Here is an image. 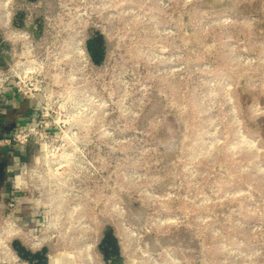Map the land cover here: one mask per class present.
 Listing matches in <instances>:
<instances>
[{"label":"rangeland","instance_id":"374dc122","mask_svg":"<svg viewBox=\"0 0 264 264\" xmlns=\"http://www.w3.org/2000/svg\"><path fill=\"white\" fill-rule=\"evenodd\" d=\"M97 4L111 9L96 18ZM17 5L42 21L35 42L43 59L68 28L85 37L97 21L110 27L107 59L81 82L91 110L80 115L79 136L111 139L101 155L116 191L54 187L32 217L11 205L10 183L0 202V264L18 263L15 240L46 248L49 264H91L89 251L106 264L97 243L108 223L119 264H264V0Z\"/></svg>","mask_w":264,"mask_h":264},{"label":"built area","instance_id":"2783aa9c","mask_svg":"<svg viewBox=\"0 0 264 264\" xmlns=\"http://www.w3.org/2000/svg\"><path fill=\"white\" fill-rule=\"evenodd\" d=\"M2 10L0 37L9 45L3 51L10 59L2 62L0 52V150L9 151L13 158L11 205L33 217V211L40 209L41 193H51L54 187L61 193L115 192L110 160L101 155L102 145L111 144V139L79 136L84 128L80 115L91 110L82 100L88 94L81 82L87 68L93 73L98 66L79 32L72 29L59 38V49L51 42L43 59L31 33L12 25L10 9L9 20L2 21ZM12 96L28 101L29 111L7 130L2 116ZM48 202L51 206L52 200Z\"/></svg>","mask_w":264,"mask_h":264},{"label":"flooded vegetation","instance_id":"af4514ba","mask_svg":"<svg viewBox=\"0 0 264 264\" xmlns=\"http://www.w3.org/2000/svg\"><path fill=\"white\" fill-rule=\"evenodd\" d=\"M0 1L2 2L3 0H0ZM29 1H34V0H29ZM106 7L110 8L109 4H106V5L97 4L95 6V10L92 15L96 18H98L99 16H103V14L106 12L105 11ZM25 14L28 17V22L26 24L23 21V17ZM109 14L110 13H108V15ZM11 15H12V25L13 26L17 25L19 27H23L25 30L31 33L34 39H36V37L40 35L42 21L38 18L37 15H35L34 12H30L28 9H25V8H20L17 5V0L12 1ZM68 29L71 30V28H68ZM76 31L79 32L77 28H76ZM110 31L111 29L109 26L101 25L100 22L98 21L91 25H88L84 29L85 37H81V38L83 39L86 45V48L91 57V60L95 64H97L95 59H101V63L97 65L103 64L105 60L107 59L108 47L110 46V42H111ZM53 37L54 36H51V38ZM89 46L98 55L96 58H93L91 56V53L88 48ZM12 163H13L12 154L7 150H0V202L3 199L4 191L9 188L10 178L13 172ZM16 231H19L18 237L22 238V240L27 242L26 237H24V235L21 233V230L16 229ZM116 236L117 235H116L115 229L111 228L110 223L106 224V226L102 229L101 236L98 240L97 246H98V251L100 252V255H101L100 257L102 258V261L106 264H117L118 263V257L116 254L118 239ZM14 242L15 244H13V246L15 250L17 251V255H18L17 264H36L38 261H40L36 256L37 253L40 252L41 256L44 255L42 251L43 248L38 249V250H31L27 248L25 245H23L19 240H15ZM28 244L30 247H32L31 245L32 243H28ZM32 248H35V247H32ZM24 249H27L28 251L32 253V255L29 256V258H31L32 260L31 262L25 259ZM45 255L48 257L47 261L49 264L50 257H49L47 249H46ZM65 255L69 257L71 261L75 257L74 253L65 252Z\"/></svg>","mask_w":264,"mask_h":264},{"label":"crops","instance_id":"0c3cea01","mask_svg":"<svg viewBox=\"0 0 264 264\" xmlns=\"http://www.w3.org/2000/svg\"><path fill=\"white\" fill-rule=\"evenodd\" d=\"M10 101V106H8L5 114L2 116V120L4 121L6 126L5 129L14 125L18 117L25 116L29 111L28 101L20 100L15 96H12Z\"/></svg>","mask_w":264,"mask_h":264},{"label":"water","instance_id":"95a60500","mask_svg":"<svg viewBox=\"0 0 264 264\" xmlns=\"http://www.w3.org/2000/svg\"><path fill=\"white\" fill-rule=\"evenodd\" d=\"M88 48H89V51L91 53V56L93 58H96L98 55L95 53V51L92 50L90 48V46ZM3 50H5V51L9 50V45L6 44V43H3L2 40H1V37H0V52H1L2 62H4V59H8V60L10 59V54L8 52H4ZM95 61H96L97 64L101 63V59H95ZM12 126H14V125H12ZM11 127H8L7 130L11 129ZM13 244H15V242H13ZM42 251H43L44 255L41 256L40 252L37 253V255H36L37 258L40 260L36 264H48V261H47L48 257L45 255L46 248H43ZM24 252H25V254H24L25 259H27V260H29L31 262L32 260H31V258H29V256L32 255V253L30 251H28L27 249H24ZM116 253L118 255V252H116ZM117 257H118V263L117 264H119L121 262V257L119 255Z\"/></svg>","mask_w":264,"mask_h":264},{"label":"bare ground","instance_id":"6f19581e","mask_svg":"<svg viewBox=\"0 0 264 264\" xmlns=\"http://www.w3.org/2000/svg\"><path fill=\"white\" fill-rule=\"evenodd\" d=\"M8 2H9V0H3L2 2H1V9H3L2 11V21H7V20H9V18H10V11H9V9L8 8H6V6H7V4H8ZM52 224H54V222L52 221V223H51V225ZM32 245V247H38L39 246V244L38 243H32L31 244ZM148 253V252H147ZM147 253H144V254H147ZM78 254H79V256H80V252H78ZM86 254V253H85ZM7 255V254H6ZM66 256V255H65ZM85 256V255H84ZM88 256H89V262L91 263V264H94V260H93V255H92V253L89 251L88 252ZM144 260V259H143ZM72 262V261H71ZM145 262V261H144ZM146 263V262H145ZM84 264H86V261H85V263ZM96 264V263H95Z\"/></svg>","mask_w":264,"mask_h":264}]
</instances>
